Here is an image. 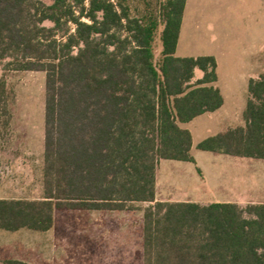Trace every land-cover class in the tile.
Here are the masks:
<instances>
[{
  "label": "trees",
  "instance_id": "1",
  "mask_svg": "<svg viewBox=\"0 0 264 264\" xmlns=\"http://www.w3.org/2000/svg\"><path fill=\"white\" fill-rule=\"evenodd\" d=\"M186 2L0 0V66L46 74L44 196L0 200L1 231L48 232L58 211L146 203L143 264H264V204L156 198L162 160L196 163L182 125L224 104L216 59L176 56ZM5 96L1 79L0 119L11 117ZM243 118L198 150L264 160V75Z\"/></svg>",
  "mask_w": 264,
  "mask_h": 264
},
{
  "label": "rangeland",
  "instance_id": "2",
  "mask_svg": "<svg viewBox=\"0 0 264 264\" xmlns=\"http://www.w3.org/2000/svg\"><path fill=\"white\" fill-rule=\"evenodd\" d=\"M42 1L52 4V0ZM148 1L159 5L166 0ZM191 1L194 12L204 19L202 27L205 31L210 30V38H213L216 0ZM134 3V7L143 10V0H134ZM45 25L52 26L50 23ZM161 51L158 38L157 59ZM210 52L205 47L195 54ZM7 69L6 64L0 66V80L6 81V109L11 116L0 119V183L7 190L17 189L23 200H41L44 196L46 74ZM193 154L198 164L162 163L158 176L159 200L205 203L229 200L242 208L264 204V160L202 152L198 148ZM170 166L175 168L170 170ZM148 206L134 203L129 205L131 210L123 212L58 211L54 226L48 232L24 230L10 233L0 230V264H9L10 261L39 264L43 258L40 248L45 249L48 264H143V210ZM140 225L141 251L138 249ZM118 232L126 235V241L130 239V247L137 248L135 254L134 250H127L124 257H116L117 252L113 250L116 240L113 238L106 243L93 241L98 239L94 234L112 237Z\"/></svg>",
  "mask_w": 264,
  "mask_h": 264
},
{
  "label": "crops",
  "instance_id": "3",
  "mask_svg": "<svg viewBox=\"0 0 264 264\" xmlns=\"http://www.w3.org/2000/svg\"><path fill=\"white\" fill-rule=\"evenodd\" d=\"M193 6V2L187 0L176 56L180 58L214 57L217 61L218 74V81L214 86L220 90L224 99L223 106L216 112L204 114L182 125L183 129L192 134V156L195 158L193 151L204 140L245 126L243 114L249 98V84L252 80H259L264 75V0H231L230 2L216 0L213 38H210L211 31H205L202 27L204 19L194 12ZM205 47L211 52L195 54L196 51ZM203 76L201 71H196V80L202 79ZM195 160L198 164V160L196 158ZM163 162L169 161L162 160L159 164L156 198L157 201L168 202L159 200L158 197V176ZM179 166L184 168V165ZM169 168L171 170L175 167L170 166ZM19 194L17 189L7 190L0 183V200H22ZM173 202H193L202 205L231 203L229 200H216L210 203L189 200ZM95 236L98 239L94 238L93 241L97 242L106 243L110 240L109 238L116 240V245L113 247V250L117 252L116 257H124L127 250H134V254L136 253L137 248L130 247V239L126 241V235L120 232L112 237L105 234L101 236L94 234ZM139 244L138 249L141 251L142 225H140ZM40 250L43 258L39 264H48L45 249L40 248Z\"/></svg>",
  "mask_w": 264,
  "mask_h": 264
}]
</instances>
